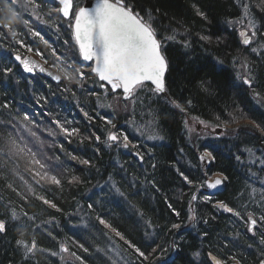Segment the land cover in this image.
Instances as JSON below:
<instances>
[{"label": "trees", "instance_id": "1", "mask_svg": "<svg viewBox=\"0 0 264 264\" xmlns=\"http://www.w3.org/2000/svg\"><path fill=\"white\" fill-rule=\"evenodd\" d=\"M24 1L0 0V220L6 224L0 264H213L211 257L259 264L264 167L255 158L264 154V0H123L155 30L169 66L167 96L142 86L134 117L133 102L104 90L82 64L59 6L26 0L38 8L36 21ZM242 20L251 34L255 25L252 48L241 40ZM30 52L61 63V81L27 76L13 56ZM189 118L222 134L193 142ZM132 119L133 127L151 124L152 131L130 136ZM110 133L126 135L132 145L108 141ZM200 153H211L208 165ZM215 175L226 177L224 188L213 196L200 191ZM221 202L233 212L220 210ZM251 218L258 222L253 233Z\"/></svg>", "mask_w": 264, "mask_h": 264}, {"label": "snow or ice", "instance_id": "2", "mask_svg": "<svg viewBox=\"0 0 264 264\" xmlns=\"http://www.w3.org/2000/svg\"><path fill=\"white\" fill-rule=\"evenodd\" d=\"M55 2V0H53ZM6 5L16 6L18 5V0H4ZM59 3L63 7L57 8L56 11L62 13L64 17L69 16V10L72 7V0H59ZM151 17L149 16V20ZM3 27H8L7 25ZM74 27V36L75 41L79 46V58L83 61H95V67L92 71L99 76V79L106 81L110 86L113 92L118 89L123 90L125 98L127 99L133 92V89L137 86H141L144 82L148 81L155 85V91L162 93L165 91L163 83V75L167 69V61L161 53V41L156 38L155 30L151 27L150 23L144 21L138 13H134L132 9L128 6H125L123 0H117V3H110L109 0H102V3L97 5L94 11H88L85 8L79 9L75 14V24L70 25ZM252 27V35H256L255 25L250 24ZM39 36V33H36ZM241 36L245 37L243 43L250 44L252 42L251 37H248L247 33L241 32ZM15 36V33H13ZM168 40L174 39V37H167ZM201 40H209L210 37L201 36ZM187 46V45H185ZM255 51V49H253ZM38 55L43 57V53L38 52ZM55 55V50H53ZM57 61H60L64 58L61 55H57ZM16 60H20L19 56L15 57ZM72 63L70 61L67 64V67L72 71L78 73L79 77L82 79L84 73L79 70V68L72 69ZM25 71L31 72L33 69L29 66L28 62H23ZM4 71H10V69H5ZM40 71H45L43 68ZM66 79H72L71 76L66 74ZM53 79L59 81L60 76H54ZM245 84L251 86V81L245 79ZM259 93H257V97ZM179 107V105H177ZM87 116V113H84ZM27 119V117H25ZM59 123L58 121L56 122ZM110 123V121H109ZM65 133H69L68 129H63ZM76 131L75 129L72 130ZM100 137L97 136L96 140L99 141ZM108 141L119 142L117 134L110 133L107 137ZM128 138L125 135L123 137V147L127 149L129 147ZM11 145L15 146V141H11ZM139 159H143L136 153ZM211 153H205L200 157L203 161L206 156H210ZM237 159H239L237 157ZM39 164L40 161H35ZM83 164H90V161L84 160ZM43 167V165H41ZM39 175V173H37ZM47 175V174H45ZM187 180V177H184ZM226 179V177H225ZM51 182L59 186L61 181L55 176L50 178ZM223 181L221 179H216L214 182H206L207 187L217 188L221 185ZM113 189L116 192H119L118 188H115V185H112ZM123 196V193H120ZM42 202L45 205H49L51 208H57V205L40 197ZM91 199V198H90ZM196 199V197H193ZM218 207L228 213H232L233 209L228 207L224 203H219ZM88 208H92V204L88 205ZM179 215V213H175ZM15 218V213L12 214ZM27 215V214H25ZM239 215V213H236ZM96 220L101 225L105 227H111L106 223V221L97 216ZM257 221L255 219L250 220V224L254 227ZM179 224H173L172 228H179ZM253 229L250 227L249 231ZM6 231V224L4 220H0V233ZM117 236H120L121 239L124 237L116 232ZM264 242V241H262ZM18 244H23V241H17ZM26 246V245H25ZM135 247V245H130ZM35 247L33 243L32 248ZM32 248H28V251L31 252ZM63 251H68L64 248ZM139 256L144 257V252L140 251L139 248L135 249ZM87 251V249H85ZM55 255V253H53ZM75 255V254H73ZM77 259H79L77 257ZM216 264H220L219 261ZM259 264H264V258H261Z\"/></svg>", "mask_w": 264, "mask_h": 264}, {"label": "rangeland", "instance_id": "3", "mask_svg": "<svg viewBox=\"0 0 264 264\" xmlns=\"http://www.w3.org/2000/svg\"><path fill=\"white\" fill-rule=\"evenodd\" d=\"M23 8L26 9V11L33 17L34 20L37 21L39 19V17H40L39 14H38L39 11H38V8L35 5H30L25 0L24 1V5H23ZM56 12H58V11H56ZM75 13L76 12H74V14ZM239 27H240V32L247 33L248 37H251V40H252V42L250 44H247V45L244 44V43L243 44L246 47L249 46V48H252L253 47V44H254V36L250 32V30H249L250 28L247 25L245 26L243 20L241 21ZM244 39H245V37L241 36L242 42L244 41ZM37 53L38 52H30L27 55H30V56L36 58L37 60L41 61L46 66H49L53 71L57 72L58 74H61V72H60L61 63H59V62L58 63H52V65H50L51 64L50 62L46 61L41 55H38ZM77 54L79 56L78 51H77ZM50 61H51V59H50ZM84 70H88V69L85 68ZM247 74H248V72L245 70V73H243V77H242L243 80H245V79L249 80ZM104 95L107 96L108 94L106 93ZM136 95L138 96L139 93L136 92L135 93V96ZM130 102H133L132 105H131L130 110H131V115L134 117L135 116L134 115V107H135V105L137 103H139V100L136 101V99L134 100V98H133ZM132 121H133V119L130 121V124H128V134L130 136L139 137V135L141 136L142 134H149L152 131V129H153V125H151V124H144V123L138 124V127L137 126L133 127L132 124H131ZM186 125H187L188 134L192 138V141L193 142H195L196 140L197 141H199V140L205 141V140H208V139H214V138H217V137H219L221 135V130L216 129V128H213L210 125H208V124H206V123H204L202 121L196 120L195 118H189L187 120V124ZM119 139H121V140H119V142H115V143H122L123 142V138L122 137L119 138ZM127 142H128V145H132V142L130 141L129 138H128ZM252 157H253V155H252ZM206 158L209 159V160H211L209 158V156H206ZM255 159H256V161L257 160H260V165H259L260 167H264V154L258 156V158H255ZM218 176H220L221 178H223L224 179V182H225L226 179H225V177L223 175H215V176L211 177L210 180L213 181ZM261 183L264 186V178L262 179V182ZM205 188H206V182H205L204 187L200 189V191H203L206 194ZM209 196H213V195H209ZM220 210H222V209H220ZM222 211H224V210H222ZM224 212H226V211H224ZM118 261L121 262L119 259H118Z\"/></svg>", "mask_w": 264, "mask_h": 264}, {"label": "water", "instance_id": "4", "mask_svg": "<svg viewBox=\"0 0 264 264\" xmlns=\"http://www.w3.org/2000/svg\"><path fill=\"white\" fill-rule=\"evenodd\" d=\"M55 2L56 3H58L61 7H63V5H61L60 3H59V0H55ZM109 2L110 3H117V0H115V1H113V0H109ZM100 3H102V0H94V1H88L82 8H85V9H87L88 11H94L95 9H96V7H97V5H99ZM124 3V2H123ZM124 5H125V3H124ZM73 11H74V2H73V0H72V7H71V9L69 10V16L68 17H64L63 15H62V13H60L61 14V16L65 19V20H71L72 19V15H73ZM133 11V10H132ZM74 24H75V20H74ZM73 24V25H74ZM74 27H73V36H74ZM157 38V37H156ZM74 39H75V36H74ZM77 44V43H76ZM77 47H78V50H79V46H78V44H77ZM161 53H162V55L164 56V58H165V60L167 61V59H166V57H165V55H164V53H163V51H162V47H161ZM18 56V55H17ZM17 56H15V57H17ZM15 57L13 58V61L16 63V64H18V65H20L21 66V68L23 69V71H24V73L26 74V75H28V76H34V75H38V76H40L41 78H44V79H47V80H51L52 82H55V83H59L60 81H61V79L59 80V81H56L55 79H53V77L54 76H60L58 73H56L55 71H53L52 69H50V68H48L45 64H43L41 61H39V60H37L36 58H34V57H32V56H27V57H25V58H22L21 56H19L21 59L20 60H16L15 59ZM82 60V59H81ZM28 62L29 63V66L33 69L31 72H28V71H25V69H24V64H23V62ZM82 62H83V64L84 65H86V66H92V69L95 67V61L93 60V61H83L82 60ZM168 62H167V69H166V71H165V73H164V75H163V83H164V87H165V91L164 92H162V93H158V92H156L155 91V85L154 84H152L151 82H148V81H146V82H144V84L143 85H141V86H137L136 88H134L133 89V92H132V94L126 99L125 98V94L123 93V90H121V89H118V90H116L115 92H113V90L111 89V86L106 82V81H102V80H100L99 79V76L97 75V74H95L93 71H92V73H93V75L94 76H96L97 78H98V80H99V82L102 84V86H103V89H110L111 91H112V93L113 94H118V93H121L122 94V99L125 101V102H129V101H131L132 99H133V97H134V95H135V91L138 89V88H140V87H142V86H145V85H149V86H152V88H153V90H154V92L156 93V94H158V95H160V96H167V89H166V76H167V73H168ZM41 68H43L45 71H40V69ZM61 77V76H60ZM135 158L138 160V162H140V163H142L143 161L141 160V159H139L138 157H137V155L135 154ZM201 160V159H200ZM201 162L202 163H205L206 162V159H204L203 161L201 160ZM216 179H221L222 181H223V183L221 184V185H219V186H217V188H209V187H207V184H206V188H205V192H206V194H208V195H215V194H217V193H219L223 188H224V184H225V182H224V179L223 178H221V177H216L213 181H211V180H208L207 182H214ZM251 219H254V218H251ZM250 219V220H251ZM250 220H249V222H250ZM256 226H257V223H256V225L253 227L251 224H250V227L253 229L251 232H254V229L256 228ZM211 261L213 262V264H216V262L217 261H219L220 262V264H225L222 260H220V259H217V258H215V257H211Z\"/></svg>", "mask_w": 264, "mask_h": 264}, {"label": "flooded vegetation", "instance_id": "5", "mask_svg": "<svg viewBox=\"0 0 264 264\" xmlns=\"http://www.w3.org/2000/svg\"><path fill=\"white\" fill-rule=\"evenodd\" d=\"M75 1V3H79V4H81V5H83V4H85V2L87 1V0H74ZM80 8V7H79Z\"/></svg>", "mask_w": 264, "mask_h": 264}, {"label": "bare ground", "instance_id": "6", "mask_svg": "<svg viewBox=\"0 0 264 264\" xmlns=\"http://www.w3.org/2000/svg\"><path fill=\"white\" fill-rule=\"evenodd\" d=\"M207 124V123H206ZM211 126V125H210ZM216 129H218V128H216ZM219 130H221V129H219ZM222 131L223 130H221V134H222ZM220 137V136H219ZM218 138V137H217ZM204 153H200L199 154V158L203 155ZM205 159H206V162L209 160V159H207L206 157H205ZM207 165V164H206ZM249 228H250V226H249ZM251 232V231H250ZM251 233H253V232H251Z\"/></svg>", "mask_w": 264, "mask_h": 264}]
</instances>
